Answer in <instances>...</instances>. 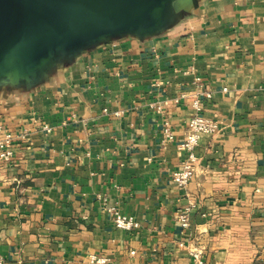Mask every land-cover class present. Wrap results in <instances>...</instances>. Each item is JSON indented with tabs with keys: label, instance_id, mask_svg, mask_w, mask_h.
<instances>
[{
	"label": "crops",
	"instance_id": "1",
	"mask_svg": "<svg viewBox=\"0 0 264 264\" xmlns=\"http://www.w3.org/2000/svg\"><path fill=\"white\" fill-rule=\"evenodd\" d=\"M197 82L220 127L183 187ZM0 124L18 135L0 159L4 264H194L195 245L209 264H264V0H168L151 31L59 50L0 78ZM113 204L137 225L117 227Z\"/></svg>",
	"mask_w": 264,
	"mask_h": 264
},
{
	"label": "water",
	"instance_id": "2",
	"mask_svg": "<svg viewBox=\"0 0 264 264\" xmlns=\"http://www.w3.org/2000/svg\"><path fill=\"white\" fill-rule=\"evenodd\" d=\"M168 0H0V78L27 76L59 50L151 31Z\"/></svg>",
	"mask_w": 264,
	"mask_h": 264
},
{
	"label": "built area",
	"instance_id": "3",
	"mask_svg": "<svg viewBox=\"0 0 264 264\" xmlns=\"http://www.w3.org/2000/svg\"><path fill=\"white\" fill-rule=\"evenodd\" d=\"M197 89L191 98V103L195 109V113L189 120V130L180 143V148L185 151V158L182 165L173 172L174 179L180 186H187L190 180L196 175L199 162V153L197 146L204 133H215L219 130V122L214 117L207 115L205 109V98L212 96L209 89L203 87L197 82ZM177 100L180 97L176 98ZM164 131L170 135L172 130L169 121H166ZM18 135L15 131L5 128L0 124V159L5 162L13 160L15 155V143ZM196 206V201L191 199L186 205L178 211V218L184 228L190 226L192 209ZM114 215V223L117 227L132 229L137 225L135 216L131 213L122 211L117 205L109 206ZM194 264H209L204 256L203 247L195 245L191 249ZM88 260L93 264H115L110 256L91 252ZM0 264H4V258L0 253Z\"/></svg>",
	"mask_w": 264,
	"mask_h": 264
},
{
	"label": "bare ground",
	"instance_id": "4",
	"mask_svg": "<svg viewBox=\"0 0 264 264\" xmlns=\"http://www.w3.org/2000/svg\"><path fill=\"white\" fill-rule=\"evenodd\" d=\"M14 81V80H13Z\"/></svg>",
	"mask_w": 264,
	"mask_h": 264
}]
</instances>
